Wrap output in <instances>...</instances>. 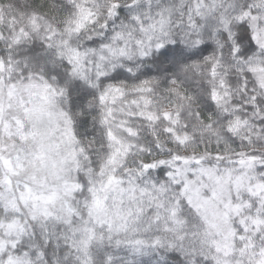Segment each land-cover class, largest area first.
Returning a JSON list of instances; mask_svg holds the SVG:
<instances>
[{"label":"snow or ice","instance_id":"6c2138e0","mask_svg":"<svg viewBox=\"0 0 264 264\" xmlns=\"http://www.w3.org/2000/svg\"><path fill=\"white\" fill-rule=\"evenodd\" d=\"M0 264H264V0H0Z\"/></svg>","mask_w":264,"mask_h":264}]
</instances>
